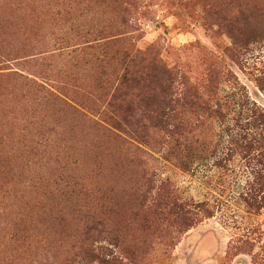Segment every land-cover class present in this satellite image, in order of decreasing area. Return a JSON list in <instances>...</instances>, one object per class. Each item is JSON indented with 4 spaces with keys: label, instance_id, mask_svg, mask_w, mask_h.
<instances>
[{
    "label": "rangeland",
    "instance_id": "374dc122",
    "mask_svg": "<svg viewBox=\"0 0 264 264\" xmlns=\"http://www.w3.org/2000/svg\"><path fill=\"white\" fill-rule=\"evenodd\" d=\"M123 48L135 64L158 54L210 107L218 98L231 108L243 88L264 104L255 82L264 71V0H0V264H89L77 224L83 207L103 205L107 228L120 222L121 235L139 237L128 225L140 190L156 202L165 181L179 205L201 204L202 219L175 245L149 239L144 264H264V210L240 198L251 171L239 159L229 171L214 164L229 153L231 116L199 126L194 138L213 145L190 171L179 168L168 157L184 146L181 135L161 132L157 150L138 141H157L156 101L143 66L121 80ZM193 110L181 119L202 123ZM137 124L148 130L136 133ZM237 173L239 190L219 186L222 174L230 182Z\"/></svg>",
    "mask_w": 264,
    "mask_h": 264
},
{
    "label": "trees",
    "instance_id": "16d2710c",
    "mask_svg": "<svg viewBox=\"0 0 264 264\" xmlns=\"http://www.w3.org/2000/svg\"><path fill=\"white\" fill-rule=\"evenodd\" d=\"M247 44H242L239 48L243 49L248 46ZM123 49L119 58L120 67L124 72L122 81L126 80L131 70L137 68V66H143L151 74L147 85L149 84L148 87L152 88L149 90V94L156 102H154L152 110V122L154 121V124L149 129L158 133L156 140L160 138L159 134L163 131L170 133L171 136L181 135L184 138V146L174 145L170 147L168 159L174 161L184 171H190L196 159L204 160L205 152L213 145L207 136L198 140L194 138L198 127L202 126L205 130L204 127L208 125L209 120L224 124L231 116L232 124L227 127L226 131L229 153L225 157L216 158L214 164L218 170L229 171L230 164L239 159L244 164L243 168H245L246 173L247 170L251 171V176L248 177L246 184L241 188V201L252 211L260 212L264 210V104L250 98L249 92L243 88V93L234 94L233 99H236V101L231 108L223 105L218 98H216L215 106L210 107L209 99L206 100L200 95L197 90L199 89L198 86L186 81L179 70L170 68L158 54L148 59L143 57L137 62L139 64H135L134 59L136 56L133 57L132 51L126 48ZM131 62L134 63L127 68ZM140 80L141 82L144 81L142 77H140ZM210 80L212 84L213 78L210 77ZM130 82L135 83L137 86L140 85L137 77H132ZM255 82L258 90L263 94L262 98H264V71L255 79ZM211 84L208 86H211ZM180 91L181 98L174 97V94H179ZM48 95L58 101L65 102L53 94L52 91H49ZM182 102H185V105ZM65 105L68 106L66 102ZM187 108L190 113L192 109H195L193 111H197L198 115L200 113L204 118L203 122L194 124L192 120L181 119ZM114 127L121 130L119 126ZM137 128L136 133H139V129L142 127L138 124L132 130H137ZM143 130L147 131L148 127H143ZM114 136L116 139L121 138L118 134ZM138 141L156 149V145H159L163 139L152 143L143 136ZM239 174L237 173L234 180L230 182H228L226 174H222L219 177V186L229 191L235 189V187L236 190H239V184H237V175ZM171 186L170 181L163 182L155 198L156 202L153 203L147 201V192L144 193L142 187L140 188L141 193H139L136 205L133 208V214L138 219H134L136 222L133 221L132 224L128 225L134 231H138L139 237L121 235L120 222L113 223V227L107 228L102 216L103 205L98 206L96 210L92 208L93 205L84 206V210L81 211L84 221L77 222L81 232V249L85 254L83 261L89 264L96 262L99 264H144L151 255L144 249L148 245L149 239L155 238L170 243L167 244L169 246L175 245L176 239L179 238L178 235L190 230L202 218L200 217L201 214L196 212V209L201 208V204L196 206H193L195 205L193 203L179 205ZM148 191L150 192L151 189ZM41 192V189L37 191L38 194ZM54 192L67 195L72 193V190L64 191L55 188ZM165 192L169 194L167 197L165 195L166 198L164 197ZM41 196H44V194ZM202 205L205 206V204ZM40 206L42 207L41 204ZM53 206L56 209L52 208L51 210L54 212L59 211L58 204ZM42 208L45 209V205ZM203 214V218H211L213 211L206 209ZM103 242H108L111 248L109 246L104 247ZM128 246L133 248L129 249ZM243 247L238 248V251H242ZM115 250L118 251L117 254H115Z\"/></svg>",
    "mask_w": 264,
    "mask_h": 264
}]
</instances>
